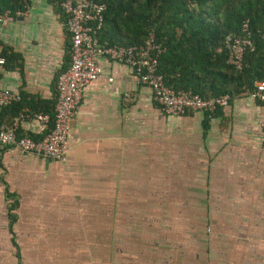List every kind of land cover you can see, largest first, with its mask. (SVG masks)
I'll return each instance as SVG.
<instances>
[{
    "label": "crops",
    "instance_id": "crops-1",
    "mask_svg": "<svg viewBox=\"0 0 264 264\" xmlns=\"http://www.w3.org/2000/svg\"><path fill=\"white\" fill-rule=\"evenodd\" d=\"M55 1L26 0L0 27V50L17 56L0 65V89L22 98L0 121L53 101L68 64ZM97 62L63 163L0 147V264H40L58 249L105 253L106 264H264V104L242 94L211 115H166L129 67ZM18 130L44 132L31 118Z\"/></svg>",
    "mask_w": 264,
    "mask_h": 264
},
{
    "label": "trees",
    "instance_id": "trees-1",
    "mask_svg": "<svg viewBox=\"0 0 264 264\" xmlns=\"http://www.w3.org/2000/svg\"><path fill=\"white\" fill-rule=\"evenodd\" d=\"M92 1L103 5L95 34L98 41L139 45L148 33L152 34L163 48L156 58V71L171 89L190 90L202 98L226 95L229 101L250 90L252 82H264V0ZM5 9L23 10V2L0 0V10ZM245 21L252 48L243 52L240 69L236 70L227 63L224 39L242 36L240 28ZM64 55L68 57L67 51ZM0 58L4 64L17 56L2 48ZM67 65L55 73L53 88L57 74ZM21 101L20 97L0 111L14 114ZM53 102L54 97L41 105H45L41 111L49 116V123Z\"/></svg>",
    "mask_w": 264,
    "mask_h": 264
},
{
    "label": "built area",
    "instance_id": "built-area-1",
    "mask_svg": "<svg viewBox=\"0 0 264 264\" xmlns=\"http://www.w3.org/2000/svg\"><path fill=\"white\" fill-rule=\"evenodd\" d=\"M21 1L24 10L27 3L26 0ZM57 6L65 17L63 27L68 39V65L55 78L52 121L49 123V116L42 112L19 113L12 120L0 123V147H14L49 161L63 163L69 122L76 112L81 93L88 83L102 75L98 57L129 67L136 81L149 89L152 102L166 115L186 112L212 114L227 106L226 95L202 98L190 90H174L165 86L161 74L156 71V58L163 48L155 42L151 33L139 45L120 46L105 40L98 41L95 34L102 19V4L92 0H59ZM23 10H0V27L21 16ZM240 32V37L226 36L224 39L227 63L236 70L240 69L243 52L252 48L246 21L242 23ZM2 63L0 58V65ZM244 95L264 104V82H252L251 89ZM17 100V94L0 89V108ZM26 118L42 125L44 132L40 138L33 139L18 130L20 122ZM261 143L264 148V129L261 131Z\"/></svg>",
    "mask_w": 264,
    "mask_h": 264
},
{
    "label": "rangeland",
    "instance_id": "rangeland-1",
    "mask_svg": "<svg viewBox=\"0 0 264 264\" xmlns=\"http://www.w3.org/2000/svg\"><path fill=\"white\" fill-rule=\"evenodd\" d=\"M107 244L108 241L105 240L103 246ZM39 252L41 251L39 250ZM86 253H88L87 249H86ZM104 254L101 255L98 254V257H95L92 254L89 255L87 254L88 257H85L83 254L78 255L73 253L72 251L71 253H69L58 249L55 250L54 255H43V256H39L38 259L40 264H93L94 262L96 264V261L102 258L103 264H106L108 263V255L106 254L104 255Z\"/></svg>",
    "mask_w": 264,
    "mask_h": 264
}]
</instances>
